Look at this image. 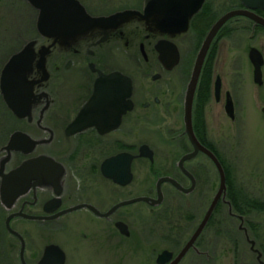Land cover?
Instances as JSON below:
<instances>
[{
    "label": "flooded vegetation",
    "instance_id": "obj_1",
    "mask_svg": "<svg viewBox=\"0 0 264 264\" xmlns=\"http://www.w3.org/2000/svg\"><path fill=\"white\" fill-rule=\"evenodd\" d=\"M223 1L225 0H204L196 12L190 13L187 29L181 32L159 29V22L164 17L161 13L150 18L134 15L113 24H92L89 29L75 37H52L48 38L45 44L34 40L35 53L31 68L24 75L18 76L14 82L18 84L16 93L20 105L18 108L21 109L19 114L10 108L7 101V75L4 76V72L10 60L28 43L20 51L1 62L0 264H41L46 248L52 244L62 248L67 264L70 257L67 249L53 241L57 232L78 230L81 234L80 239L94 245L102 244L101 247L95 245V249L101 251L98 253H103L104 249L109 251L107 245L103 246L104 238L114 245L110 249H118L114 242L119 244L120 237L130 240L134 236L131 221L135 219L136 213L150 219L152 208L161 206L166 200L165 185H170L178 191L171 183H164L162 185L164 197L160 205L153 206L148 201L123 204L136 198L157 199V184L155 196L151 192L156 152L143 138L150 133L154 123L158 124L173 118L175 112L181 114L183 110V117L180 120L183 131L175 134L173 138L184 139L190 146V150L184 153L180 160L185 154L193 151L185 131V102L199 52L208 33L218 20L231 11L245 8L241 0H230L233 2L232 7L219 9L217 6ZM78 2L84 6L87 14L95 19L108 18L124 11H136L142 15L145 12V0H141L135 7L125 5L119 7L118 0H78ZM99 8L105 11L101 13ZM254 12L264 17L261 14L264 10L258 9ZM239 20H246L254 26H259L244 16L230 19L213 40L203 68L210 53L214 50L217 54L216 42L223 35L225 36L228 25ZM160 41L176 46L179 60L174 66H171L173 58L169 56L170 54L169 57L164 58V62L160 59L156 49ZM47 48L50 49L43 60ZM118 51L126 55L123 61L125 67L117 66L121 62L120 57L116 56ZM112 58L114 63L118 62L117 67L109 66ZM41 60L44 61L42 68ZM215 61L216 55L210 100L214 97L226 110L228 98L232 96L230 90L223 91L222 78L215 72ZM81 65L85 67L84 70L79 69ZM100 72L105 75L120 72L130 78L133 88L128 100L132 101V108L122 116L115 130L101 133L104 128L99 129L93 125L73 134L70 126L80 114L84 122H90L98 118V109L102 108V104L105 107L113 105V103L91 102ZM201 76L192 110L193 130L196 136L194 111ZM218 77L221 78V90L217 96L215 83ZM15 133L19 134L17 149L9 151V142ZM144 145H148L154 151V162L148 157L140 156L141 147ZM120 154L133 157L130 165L128 157L113 165L107 163L109 159ZM196 158L185 163L186 169L196 179V187L191 193L178 191L179 193L190 195L197 189L198 170L187 166ZM179 162L176 163V167L171 165L176 169V174L160 172L154 168L156 170L154 172L158 174L157 183L161 178L169 177L183 187L190 188L192 181L181 170ZM120 165L123 170L130 167L131 181L126 185L116 181L120 179L117 172ZM14 172L15 175H12ZM184 181L188 185H185ZM7 182L6 191L2 193L3 185ZM171 211L173 210L169 209L167 214L159 219L165 228L170 230L168 231L170 237L176 238L177 243L180 242L178 237L181 235L174 233L177 230H172L171 224L175 222L178 231L181 232L194 228L192 235L205 216L204 214L201 219L188 213L185 215L178 213L177 216V213L172 214ZM213 216L214 214L195 243V248L190 252H196L198 248L203 249L200 240L205 230L210 228ZM8 219L11 228L21 235L25 242L23 259L22 241L8 230ZM120 222L127 225L126 234L121 232L118 226ZM8 235L18 241V248L10 247L2 240ZM30 237L33 239L32 246L28 244ZM167 250L175 254L179 252L178 249ZM199 253L205 252L199 251ZM11 254L16 255L17 261L9 257Z\"/></svg>",
    "mask_w": 264,
    "mask_h": 264
},
{
    "label": "rangeland",
    "instance_id": "obj_2",
    "mask_svg": "<svg viewBox=\"0 0 264 264\" xmlns=\"http://www.w3.org/2000/svg\"><path fill=\"white\" fill-rule=\"evenodd\" d=\"M118 2L119 7L124 5L135 7L141 0H118ZM232 6L233 2L225 0L217 7L228 9ZM99 11L103 13L105 9L99 8ZM38 17V9L28 0L2 1L0 64L29 42L39 40L41 44L47 43L48 38L41 37L38 32ZM254 28L255 26L249 21H233L228 25L225 36L223 35L216 42L215 72L222 78L223 91L228 89L231 92L235 104V117L231 118L224 105L217 103L212 97L206 109L205 119L208 123L207 140L229 166L234 188L242 193L245 201L248 198L264 201V65L263 83L258 85L254 82V67L249 59V51L252 47L258 48L264 55V28L258 30ZM116 56L120 57L119 65L116 64L118 62L114 63L112 58L109 66L125 67L123 61L126 55L118 51ZM79 67L81 70L85 69L82 65ZM183 112V110L181 114L175 112L173 118L158 124L154 123L150 133L143 137L156 152V163L152 169L153 196L156 194L158 178L154 168L160 172L176 174V169L171 165L176 167L180 157L190 150L186 140L173 138L175 134L183 131L182 123L180 124ZM8 117L10 118L9 114ZM187 166L198 170L199 181L196 191L185 195L170 185H165L164 204L152 208L150 219L136 213L135 219L131 221L134 236L130 240L120 237L119 244L114 242L115 247L118 246V249L111 248L114 253L110 249L114 245L107 238H104L102 243L103 246L109 247V251L104 249L103 253H98L101 251L96 250L95 245L101 247L102 244L94 245L80 239L81 234L78 230L57 232L53 241L67 249L70 256L67 264H157L156 259L163 250L178 249L179 251L194 228L182 232L176 229L177 232L174 233L176 235L180 233L181 237H184L179 236L178 240L181 243L179 241L177 243L176 238L170 237L168 232L170 230L165 228L159 218L171 209L177 213V216L178 213L182 215L188 213L201 219L220 186L218 171L206 155L200 154ZM184 182L188 185L186 181ZM228 212L229 206L223 203V206L214 213L210 228L205 230L200 240L203 249L198 248V251L190 252L180 264H264V254L261 251V248H264V212L242 216L232 210L234 215L242 216L243 220ZM250 225H255L257 234L252 233ZM240 226L246 228L248 234L243 229L240 230ZM2 240L10 247L19 246L18 241L11 235ZM251 240L256 243L255 250L258 249L263 254L261 259L258 258V253L252 250ZM28 244L33 245L31 237L28 238ZM9 257L17 261L16 255L11 254Z\"/></svg>",
    "mask_w": 264,
    "mask_h": 264
},
{
    "label": "water",
    "instance_id": "obj_3",
    "mask_svg": "<svg viewBox=\"0 0 264 264\" xmlns=\"http://www.w3.org/2000/svg\"><path fill=\"white\" fill-rule=\"evenodd\" d=\"M30 4L38 9L39 17L37 21V29L41 37L45 38H60L61 36L65 37H75L91 27L92 24L102 23L104 25L113 24L115 22L123 21L124 19L134 16L141 15L147 18L152 17L155 14H164V17L159 22V29L167 30L170 29L173 32H181L187 29L188 19L190 13L196 12L203 4L204 0H145V9L144 15L136 11H124L117 13L108 18H91L84 6L78 2V0H28ZM244 9L234 10L225 14L217 23L212 27L210 32L207 35V38L199 52L192 78L187 90L186 102H185V131L188 135L189 141L193 147V151L185 154L180 162L179 167L187 175L191 181L192 186L190 188L183 187L179 182L173 178L164 177L161 178L157 183V199L155 198H136L130 202L123 204L148 201L151 202L153 206L160 205L163 201V191L162 185L164 183H171L178 191L184 193H191L196 187V179L193 175L186 169L185 163L187 161L193 160L196 158L199 153L205 154L215 165L219 177H220V186L214 196L203 220L201 221L198 228L191 235L185 246L177 253L170 250H163L157 257V264H180L182 260L187 256L192 248H195V243L205 229L207 223L214 214L220 201L224 202L229 206V213L234 217L243 220L242 216H236L232 213V206L230 201L227 200V176L224 170V167L216 156L214 152L205 147L196 136L193 130V119H192V110L195 93L198 87L199 79L201 76L202 68L204 61L206 59L207 53L210 49V46L217 36L221 28L232 18L237 16H244L251 19L255 22L256 25L264 27V17L256 14L254 11L258 9L264 10V0H241ZM36 41L29 42L24 49L15 55L9 62L5 72L7 75V94L6 98L9 102L10 108L16 113L19 114L20 105L18 104V95L16 93V88L18 84L14 82L18 79V76L24 75L32 65L34 60V45ZM171 46V47H169ZM50 48H47L43 54V60L48 53ZM156 49L160 54V59L164 62V58L172 56V65L178 63L179 54L177 48L173 44H168V42L160 41ZM168 54H170L168 56ZM249 59L254 67V81L256 84L261 85L263 83V71L262 67L264 65V57L262 52L256 48L252 47L249 51ZM41 60L40 67L42 68L44 61ZM132 82L130 78L124 76L120 72H114L109 75H105L100 72V77L97 79L95 84L94 95L91 98V102H102V103H113L111 107H105L102 104V108L98 109L99 116L97 119L90 122H84L82 114L75 120V122L70 126L72 133H77L83 130L87 126L96 125L101 130V133H106L111 130H115L119 123L121 122L122 116L132 108V101L128 98L132 94ZM221 90V78L218 77L215 83V92L218 96ZM226 111L233 118L235 116L234 102L231 97L228 98ZM71 133V134H72ZM19 137L18 133L12 135L9 142V151L16 150L17 138ZM141 157H148L154 162V151L148 146L144 145L141 147ZM128 157L129 165L133 160V157L126 154H120L119 156L113 157L108 160L109 165H113L115 162H122ZM118 174L120 179L116 181L121 185H126L131 181L130 167L126 170L122 169L120 165L118 167ZM14 172L12 175H15ZM124 178V179H123ZM2 193L6 191V185H3ZM122 205V204H121ZM120 205V206H121ZM121 232L126 234L127 225L123 222L118 224ZM8 230L15 236L19 237L22 241V259L23 253L25 251V242L21 235L14 231L10 226V219L7 223ZM244 230L247 233V229L243 226H240V230ZM252 245V250L255 253H258V258H262V253L256 249L255 250V241H250ZM66 255L62 248L57 244L49 245L43 256L41 264H65Z\"/></svg>",
    "mask_w": 264,
    "mask_h": 264
},
{
    "label": "trees",
    "instance_id": "obj_4",
    "mask_svg": "<svg viewBox=\"0 0 264 264\" xmlns=\"http://www.w3.org/2000/svg\"><path fill=\"white\" fill-rule=\"evenodd\" d=\"M3 0H0V4ZM264 16V13H261ZM252 24V23H251ZM259 26H255V30H258ZM216 52L213 50L212 53H210L201 76L199 89H198V98L196 99L195 104V111H194V124H195V131L197 133V136L199 140L206 145L209 149H211L217 157L222 162L226 175H227V185H228V193H227V199L230 201L232 210L237 215L246 216L248 214L254 213V212H264V201H258L253 198H248L243 200L242 193L238 190H236L233 186V182L231 179V173L229 166L225 163V161L221 158L219 152L215 149V147L209 143V141L206 138V134L208 132L207 128V122L205 119V110L209 103L210 96L212 93L213 88V73H214V60H215ZM235 189V190H234ZM223 206V203L220 202L218 207L216 208L215 213L218 211V209ZM172 214H176L175 211H171ZM229 213V212H228ZM173 227L172 229H177L178 226L174 222L171 224ZM252 229L253 234H257L255 225H250ZM263 254H264V248H261Z\"/></svg>",
    "mask_w": 264,
    "mask_h": 264
}]
</instances>
